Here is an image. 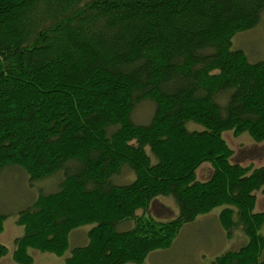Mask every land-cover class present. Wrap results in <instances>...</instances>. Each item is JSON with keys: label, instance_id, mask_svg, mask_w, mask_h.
I'll return each mask as SVG.
<instances>
[{"label": "trees", "instance_id": "obj_1", "mask_svg": "<svg viewBox=\"0 0 264 264\" xmlns=\"http://www.w3.org/2000/svg\"><path fill=\"white\" fill-rule=\"evenodd\" d=\"M263 13L264 0H0V172L63 173L19 214L16 263L30 248L61 256L93 225L64 264H144L223 206L225 228L241 225L248 243L211 264H264V165L233 162L224 138L264 142V62L232 49ZM143 103L146 124L134 119ZM204 163L213 173L200 181ZM125 167L135 179L119 185ZM160 197L174 219L149 215Z\"/></svg>", "mask_w": 264, "mask_h": 264}, {"label": "rangeland", "instance_id": "obj_2", "mask_svg": "<svg viewBox=\"0 0 264 264\" xmlns=\"http://www.w3.org/2000/svg\"><path fill=\"white\" fill-rule=\"evenodd\" d=\"M232 43V49L244 51L250 62H264V13L256 28L239 32ZM152 115V105L143 103L135 111L134 119L140 124H146ZM188 128L202 130L201 126L192 123L188 124ZM224 138L233 150V162L254 167L264 165V142L256 143L248 134L234 136L232 132L225 133ZM212 173V166L204 163L197 170V177L200 181H206ZM134 179L133 172L125 167L114 181L125 185ZM62 180L63 173L38 181L32 180L23 171L12 168L0 172V214L7 216L0 224V244L7 248V253L0 258V264H18L14 261L15 241L25 234V227L18 224L19 214L31 207L39 195L56 192ZM224 208L217 207L210 213L199 216L194 223L186 225L171 248L150 254L144 264H211L226 252L245 246L248 238L241 225L231 230L225 228L221 218ZM254 211H264V196L259 193ZM178 213L179 208L170 197L156 199L149 211V215L160 222L170 221ZM138 214L142 215V212ZM133 227L134 222L131 221L119 225L118 230L126 231ZM93 228V225H86L73 231L70 247L61 256L30 248L28 254L32 261L29 264H64L74 248L88 243V235Z\"/></svg>", "mask_w": 264, "mask_h": 264}]
</instances>
